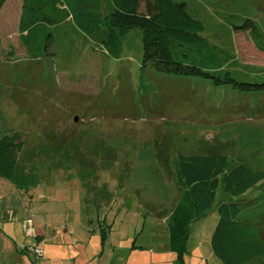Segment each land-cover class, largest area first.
<instances>
[{
  "label": "rangeland",
  "instance_id": "rangeland-1",
  "mask_svg": "<svg viewBox=\"0 0 264 264\" xmlns=\"http://www.w3.org/2000/svg\"><path fill=\"white\" fill-rule=\"evenodd\" d=\"M185 1L218 34L232 35L241 64L264 69V51L251 34L225 25L230 17L238 25L251 18L264 34V0ZM21 4L9 0L0 14V47L13 43L17 50L12 59L0 54V136L17 131L25 140L18 153L23 168L14 181L0 177V241L26 249L36 239L32 230L48 226L67 230V238L74 232L79 245L114 239L160 250L154 254L160 264H224L211 245L218 212L197 215L187 204L178 158L217 150L264 169V93L134 71L132 56H105L100 65L92 57L82 62L80 54L30 58L19 40ZM219 192L217 200L230 197ZM262 201L258 209L246 203L242 216L262 220L264 228ZM187 206L193 215L173 241V211Z\"/></svg>",
  "mask_w": 264,
  "mask_h": 264
},
{
  "label": "trees",
  "instance_id": "trees-1",
  "mask_svg": "<svg viewBox=\"0 0 264 264\" xmlns=\"http://www.w3.org/2000/svg\"><path fill=\"white\" fill-rule=\"evenodd\" d=\"M8 1L0 0V14ZM232 19L225 25L249 32L264 51V34L256 22L247 18L238 25ZM18 24L21 49L30 58L61 57L86 50L91 55L132 56L137 58L131 61L135 62L134 71L151 68L207 79L245 95L264 93V80H260L264 69L241 64L232 35L218 34V28L190 13L185 0H22ZM68 26L78 33L73 36ZM14 47L13 43L2 46L0 54L12 59L17 53ZM24 147L20 132L0 136V177L13 180L23 168L18 153ZM178 165V178L189 194L191 209L197 215L213 208L218 212L211 235L215 255L224 264H264L262 220L242 216L246 203H255L256 209L263 203L264 169L217 150L180 154ZM221 188L229 198L217 200ZM259 189L260 194L250 198L249 194ZM191 209L187 206L179 213L173 211V241L185 225L184 219L193 215Z\"/></svg>",
  "mask_w": 264,
  "mask_h": 264
},
{
  "label": "crops",
  "instance_id": "crops-1",
  "mask_svg": "<svg viewBox=\"0 0 264 264\" xmlns=\"http://www.w3.org/2000/svg\"><path fill=\"white\" fill-rule=\"evenodd\" d=\"M68 30L70 33H73V36L78 33L73 26H70ZM66 32L67 31L65 30L62 34L64 35ZM78 38H80V36ZM88 46H91V44ZM105 56V54L100 53H97V55H91V53L86 50L81 53L78 58H81L83 62L87 57H92L98 61H91L90 63L100 65L101 61L99 62V59L105 60ZM66 60L69 65L70 58ZM98 67L99 66H97V68ZM96 70L94 69L93 72H96ZM5 211H9L10 213L14 212L10 209ZM13 217L14 215H5V218L9 219H12ZM49 230L48 226L40 231L32 230L33 232L35 231L33 236L36 239L33 240L34 243L32 245L31 242L29 243V247L26 248L28 250L21 249L23 247L20 248V246H17L16 244L14 246L8 245L5 239L3 240L2 238V241H0V250H2L3 255H5L6 258L4 261H0V264H25L24 255L26 256V264H160L161 262L160 260H157L160 255L159 252H161L160 250L155 251L154 249H147L145 247L135 250L133 248L141 247L142 245L134 244L133 247L124 246L115 242L114 239H112V243L110 244H102L101 242L96 243L89 240L88 243L79 245L77 243L79 242L78 239L75 238L74 240L71 237L75 236L74 232L69 233L68 235L70 236L67 238V230H50L52 235ZM110 235H113V231H111ZM58 237H61L62 239L59 240ZM74 242L75 244H73ZM172 250H175V248L172 247ZM155 252L158 253V257L156 258L154 255ZM133 253H137L134 256L135 262L130 263V260H133L130 259V256Z\"/></svg>",
  "mask_w": 264,
  "mask_h": 264
}]
</instances>
